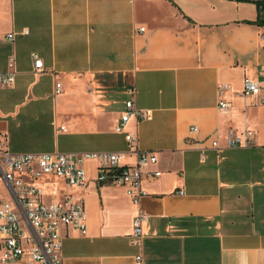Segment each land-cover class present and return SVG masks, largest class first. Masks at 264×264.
<instances>
[{"label": "crops", "instance_id": "crops-1", "mask_svg": "<svg viewBox=\"0 0 264 264\" xmlns=\"http://www.w3.org/2000/svg\"><path fill=\"white\" fill-rule=\"evenodd\" d=\"M257 19L256 4L238 0H0V73L11 60L15 70L0 88V150L123 152L132 167L137 156L115 131L130 89L153 115L124 129L157 157L141 167L139 204L99 184L93 160L84 187L39 181L46 202L82 200L88 215L85 234L62 229V264H133L139 212L144 264H264V106L243 95L246 77L264 85ZM246 129L248 146H226L230 130ZM0 199L12 200L1 174Z\"/></svg>", "mask_w": 264, "mask_h": 264}, {"label": "built area", "instance_id": "built-area-1", "mask_svg": "<svg viewBox=\"0 0 264 264\" xmlns=\"http://www.w3.org/2000/svg\"><path fill=\"white\" fill-rule=\"evenodd\" d=\"M144 31V29H141ZM27 34L28 31L23 32ZM14 33L8 35L9 41H14ZM35 69L41 71L42 61L34 56ZM10 71L0 73V88L12 86L15 83L14 62L11 60ZM56 93H61V84L56 85ZM223 89H219V95ZM132 98L126 103V110L117 125V133L126 134L131 151L137 156V163L125 168L121 174L123 152L87 153L82 155L64 153L17 154L0 150V174L10 189L11 201L0 199V264H62L63 228H75L82 234L87 231L88 215L82 200L66 198L60 202H46L44 188L39 181L47 178L60 179L70 186L84 187L87 182L84 164L87 160L97 163V181L101 185H117L127 189L133 203L139 204L143 195L140 184L141 167L147 163H155L154 154L138 149L137 137L125 132V127L131 117L137 121L152 120L150 111L138 109L135 104V90L130 89ZM243 95L251 97L257 105L264 106V85L246 77L243 82ZM220 109L227 111L230 107L223 100ZM193 133H198L197 127H192ZM254 131L246 129L241 133L230 130L226 136L228 148L244 147L251 143ZM212 146L219 148L218 142ZM155 173V177L160 176ZM182 193V192H181ZM148 216L139 212L132 223L131 243L138 248L133 264H144L143 225Z\"/></svg>", "mask_w": 264, "mask_h": 264}, {"label": "trees", "instance_id": "trees-1", "mask_svg": "<svg viewBox=\"0 0 264 264\" xmlns=\"http://www.w3.org/2000/svg\"><path fill=\"white\" fill-rule=\"evenodd\" d=\"M238 1H245V2L255 3L256 6H257V9H258V19H257L256 23H258L260 25H264V0H238ZM125 168H127V167L125 166V167H122L121 169H118L116 171V173L121 174V172Z\"/></svg>", "mask_w": 264, "mask_h": 264}, {"label": "rangeland", "instance_id": "rangeland-1", "mask_svg": "<svg viewBox=\"0 0 264 264\" xmlns=\"http://www.w3.org/2000/svg\"><path fill=\"white\" fill-rule=\"evenodd\" d=\"M47 197H48V195H45V197H44V198L46 199Z\"/></svg>", "mask_w": 264, "mask_h": 264}]
</instances>
